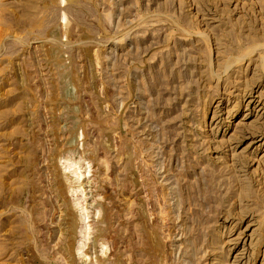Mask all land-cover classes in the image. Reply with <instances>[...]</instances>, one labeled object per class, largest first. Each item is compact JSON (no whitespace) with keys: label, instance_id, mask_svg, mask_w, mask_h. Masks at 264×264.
<instances>
[{"label":"rangeland","instance_id":"1","mask_svg":"<svg viewBox=\"0 0 264 264\" xmlns=\"http://www.w3.org/2000/svg\"><path fill=\"white\" fill-rule=\"evenodd\" d=\"M0 264H264V0H0Z\"/></svg>","mask_w":264,"mask_h":264}]
</instances>
